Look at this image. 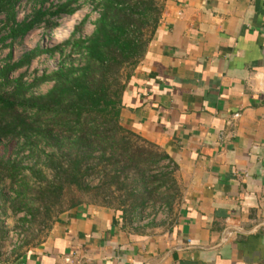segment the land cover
<instances>
[{
    "label": "crops",
    "instance_id": "1",
    "mask_svg": "<svg viewBox=\"0 0 264 264\" xmlns=\"http://www.w3.org/2000/svg\"><path fill=\"white\" fill-rule=\"evenodd\" d=\"M122 120L177 167L160 232L83 204L0 264H264V0H161Z\"/></svg>",
    "mask_w": 264,
    "mask_h": 264
},
{
    "label": "trees",
    "instance_id": "2",
    "mask_svg": "<svg viewBox=\"0 0 264 264\" xmlns=\"http://www.w3.org/2000/svg\"><path fill=\"white\" fill-rule=\"evenodd\" d=\"M23 1L0 0L1 32L7 34L0 39V46L23 41L49 22L48 15L57 19L80 9L77 0H70L54 12L39 11L18 23L17 10ZM160 1L99 0L102 12L95 32L86 40L68 44L73 53L82 55V66H62L31 84L24 76L9 79L33 59L54 52L34 50L0 70V148L5 143L23 142L21 152L0 156V185L7 188V193L0 189V212L7 210V198L13 193L10 209L15 215L25 214L20 220L24 228L51 224L50 229L58 215L85 204L82 196L86 194L101 199V205L114 209L126 222L150 205L154 209L158 204L172 206L178 195L177 167L121 116L131 72L145 57L158 29ZM50 82L54 86L46 95L30 96L34 89ZM7 87L11 91L7 92ZM25 153L28 156L20 158ZM40 153L42 166L52 172L51 180L37 165H26L30 157ZM171 166V171L164 172ZM26 171L37 178V187L25 176ZM94 179L99 182L95 187L91 186ZM165 187L166 192L174 189V194L163 192ZM115 201L119 204L114 205ZM0 225L3 227L1 221ZM6 232L0 227V241ZM35 237L25 243L34 242Z\"/></svg>",
    "mask_w": 264,
    "mask_h": 264
},
{
    "label": "rangeland",
    "instance_id": "3",
    "mask_svg": "<svg viewBox=\"0 0 264 264\" xmlns=\"http://www.w3.org/2000/svg\"><path fill=\"white\" fill-rule=\"evenodd\" d=\"M70 0H24L23 3L18 7L17 10V22L21 23L28 18H31L36 12H54L57 6L66 3ZM76 6H80V9L76 14L72 16H62L60 18H54L50 15L47 16L46 20L48 23H42L35 30L30 32L23 41L18 40L17 42L11 43L7 41L4 45L0 46V70L8 63L13 64L22 59L25 55L31 53L34 50H54L53 53L43 54L31 61V63L23 68L17 70L9 76V79L16 80L17 78L24 76V81L27 84H31L35 78L41 77L44 74H52L57 71L62 66H82L84 60L82 55L78 52L73 53L72 45L69 43L77 42L80 40H86L95 32L96 23L101 17V8L99 7V0H77ZM2 31V25H0V39L7 36L5 32ZM127 73V72H126ZM0 83H3L0 79ZM54 84L52 82L41 85L40 87L33 90L30 96H41L46 95L52 88ZM7 92L11 91L10 87L6 88ZM23 142L20 143H5L0 148V156H10L15 153L21 152L23 147ZM45 152L51 153L50 148L43 146ZM28 156V153L20 155ZM43 154L40 153L39 156L30 157L26 161V165L33 167L37 165L38 168H42L44 173L51 180L53 179L52 172L42 166ZM167 165V162H164ZM173 169V166L165 168L164 172H169ZM25 176L32 178L31 184L37 187V178L30 177V172L26 171ZM99 184L98 180H92L91 186L95 187ZM9 185V181L6 182ZM1 190H5L7 193V188L3 184L0 185ZM175 189L178 191V195L172 206H165L164 204H158L157 208L154 209L150 205L143 214H137L131 221H127V227L134 231L145 234L146 232L156 233L160 232L162 229L167 227L169 220L175 218L176 212L182 202L183 194L181 187L176 181ZM166 192V187L162 189ZM174 190V189H173ZM173 190L166 193L173 195ZM13 194V193H12ZM10 194L7 198L6 211L0 212V221L3 223V227L0 225L2 230L6 232V238L1 239V252L4 256L6 255H17L21 251H26L27 248L41 242L45 237L49 227L40 226L38 224L32 225L30 229L22 226L21 221L25 214L15 215L10 209L12 206V199ZM118 196V194H116ZM82 199L85 204H100L101 199H95L92 195H83ZM3 202L0 201V205ZM119 204L117 201L113 203ZM66 206V204H65ZM129 208V205H127ZM61 215V214H60ZM59 216V215H58ZM55 217V216H54ZM56 218V217H55ZM53 223V220H52ZM37 237V240L31 243H25L27 240H31L32 237ZM35 237V238H36ZM16 250V251H14Z\"/></svg>",
    "mask_w": 264,
    "mask_h": 264
}]
</instances>
